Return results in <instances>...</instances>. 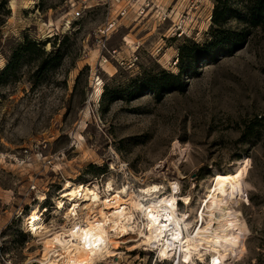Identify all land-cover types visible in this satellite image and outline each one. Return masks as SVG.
Masks as SVG:
<instances>
[{
  "label": "rangeland",
  "instance_id": "374dc122",
  "mask_svg": "<svg viewBox=\"0 0 264 264\" xmlns=\"http://www.w3.org/2000/svg\"><path fill=\"white\" fill-rule=\"evenodd\" d=\"M7 1L11 15L0 27V264H40L42 239L27 231L24 216L42 194L46 226L64 224L56 200L68 180L96 182L102 192L112 181L130 195L152 183L167 194L177 182L180 197H190L180 199L178 211L193 229L214 175L235 169L241 180L220 214L237 218L239 242L224 262L207 252L180 264H264V30L232 53L218 48L208 61L194 56V46L211 39L212 0H88L78 18L69 0ZM109 23L104 38L100 30ZM25 37L45 53L22 54L7 69ZM182 67L183 90L160 99L150 90L128 96L143 77ZM114 91L123 98L114 100ZM112 233L110 257L96 264L179 262L141 244L138 229Z\"/></svg>",
  "mask_w": 264,
  "mask_h": 264
},
{
  "label": "bare ground",
  "instance_id": "6f19581e",
  "mask_svg": "<svg viewBox=\"0 0 264 264\" xmlns=\"http://www.w3.org/2000/svg\"><path fill=\"white\" fill-rule=\"evenodd\" d=\"M126 40L132 44L130 39ZM100 94L99 88L96 95ZM240 180L238 169L214 175L206 201L199 207L200 210L203 206L199 216L201 222L198 219L193 229L189 228L187 213L178 211L180 199L189 203L190 197H180L177 182L171 185V192L167 194L163 185L152 183L142 187L139 194L133 192L130 195L126 185L116 188L112 181L102 192L96 182L68 180L56 200V208L64 211L66 222L59 226H46L45 211L40 208L46 197L39 194L40 202L24 216V224L27 231L42 239L40 264H96L110 257L114 244L110 238L112 232L114 236L121 237L136 229L141 244L155 247L164 258L178 255L176 264L207 252H211L216 263H221L229 258L233 252L231 246L239 239L236 235L237 218L228 210L221 215L220 207L226 198L234 196ZM162 193L165 194L161 196ZM145 199L150 202L144 203ZM83 203L87 209L84 214L79 212ZM136 213L143 215V228L139 226ZM232 228L234 233L230 232Z\"/></svg>",
  "mask_w": 264,
  "mask_h": 264
},
{
  "label": "trees",
  "instance_id": "16d2710c",
  "mask_svg": "<svg viewBox=\"0 0 264 264\" xmlns=\"http://www.w3.org/2000/svg\"><path fill=\"white\" fill-rule=\"evenodd\" d=\"M214 3L213 14L211 16L210 34L211 39L204 45L195 43V57L206 60H213L218 48L229 53L242 48L250 36L256 30H264V0H212ZM11 15L7 0H0V27ZM232 21L236 26H232ZM45 49L40 43L32 41L28 37L24 38L13 49L11 62L8 68L17 64V58L22 54H42ZM52 57L51 62L56 60ZM45 68V63H40V68ZM16 67V66H15ZM184 69H180L178 74H173L163 70L161 73L149 75L142 78L141 84L136 83L134 88L129 91L128 96L135 98L142 90H150L157 99L165 93L173 90H183ZM113 99H121L119 93L115 92Z\"/></svg>",
  "mask_w": 264,
  "mask_h": 264
},
{
  "label": "built area",
  "instance_id": "2783aa9c",
  "mask_svg": "<svg viewBox=\"0 0 264 264\" xmlns=\"http://www.w3.org/2000/svg\"><path fill=\"white\" fill-rule=\"evenodd\" d=\"M87 2H88V0H69V6L71 8H74L75 9L74 10V13L76 15V18H78V17H80L82 15V9L89 8L91 6V5H88ZM77 5H79V7H77ZM112 26L113 25L109 23L107 27H105L104 29H101L100 30L101 31V34H102V36L104 38L105 37L107 38L109 36V34H110L109 29ZM102 42H103L102 43L103 44L102 47L104 49H108L107 48V45H106V42L104 40H102Z\"/></svg>",
  "mask_w": 264,
  "mask_h": 264
}]
</instances>
